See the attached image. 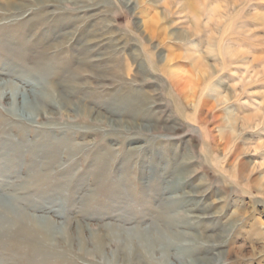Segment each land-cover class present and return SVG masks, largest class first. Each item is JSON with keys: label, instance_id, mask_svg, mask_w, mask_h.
Instances as JSON below:
<instances>
[{"label": "rangeland", "instance_id": "rangeland-1", "mask_svg": "<svg viewBox=\"0 0 264 264\" xmlns=\"http://www.w3.org/2000/svg\"><path fill=\"white\" fill-rule=\"evenodd\" d=\"M10 2L0 88L55 101L0 96V216L55 226L0 264H264V0Z\"/></svg>", "mask_w": 264, "mask_h": 264}, {"label": "bare ground", "instance_id": "bare-ground-1", "mask_svg": "<svg viewBox=\"0 0 264 264\" xmlns=\"http://www.w3.org/2000/svg\"><path fill=\"white\" fill-rule=\"evenodd\" d=\"M5 1L7 2V4L9 6H14L15 5V7H18V9L24 7L23 4H18L17 5V4H13L12 2H10V0H5ZM33 1L38 2L39 5H43V6H45V5L47 6L49 4V2H50V0H33ZM37 70H39L41 72V69H37ZM32 73H33V71H31L30 74L29 73H25V78H22L19 81L18 80H14L13 77L11 79H9V80L1 79L2 89L0 88V96L3 97V98L4 97H9V100L8 101H10V103L17 104L20 101V103H19L20 105L19 106L22 107V109L24 110V113H25L23 115H26V116H28V118L30 117V118H33V119L36 120L37 118H39L41 116V114H42L41 111L47 109L48 102H49V105H52V104H54V101L55 100H54V98H52L53 96H51L50 93H44L42 90H40V91L38 90V87L39 86L37 85L36 81L38 83H39V81L37 79H32V76H31ZM40 75H41L42 80L44 82H46V80L49 79V77L52 74L50 72H46V71L44 72V71H42ZM22 81L28 82V83L31 81L32 84L33 83L34 84L36 83V84H35V86H33V90H31V91L28 90V91H25L24 93H21V89L23 91H24V89H26V87L22 88L20 86V84L22 83ZM32 95H34V98L33 99H35L34 101L32 100V102L34 104L35 103H37V104L41 103V104L38 105V106H35V108H32L31 109V108H29V106H28V104L26 102V99H27V96L28 97H31ZM60 96H61V99L64 101L65 99L62 97V95H60ZM82 108H81L82 110H80V111H83L84 113L93 114V112H92L93 108H91V110H89L87 107H84V106H82ZM100 114H101L100 112H96L95 113V119L96 120H99L100 119V117H101ZM88 116H89V114H88ZM107 119H108V121H109V123H110L111 126H117V127H122L123 126V121L122 120H120V121H118L116 119L114 120V119H112V117H108V116H107ZM171 184H173L175 187H178V184L181 185L178 182V178H177V180H174V182H172ZM33 208H35V207H33ZM14 209H16L17 212L14 213V211H12V213H10V212H8V213L10 215L14 216V218H15L14 220L15 221L13 220V218L12 219L11 218H7V217H4V215L3 216H0V229H3L4 230L5 228H8V227L9 228H13L14 226L17 225V222L16 221H18V224L21 221L23 223V225H24V229H22V230L24 231V233L26 235H28V237H29L30 240H33L34 237H36V236L38 237L39 235H41V236L44 235L46 241L48 239L50 240V238H52L51 234H53V228H54L55 224L52 223L50 217L44 216V217H41L42 219L41 218L38 219V218H36V216H33V215L28 214L26 211H24L23 209H21L18 206L17 207L14 206ZM33 211H34V209H33ZM43 219H45V220H43ZM24 222H28V223H24ZM91 242H92V240H91ZM35 250H37V249H35ZM217 257H218V260L217 261H220L221 260V259H219L220 257L219 256H217ZM215 261L212 260V258H202V259H199V263L198 264L215 263Z\"/></svg>", "mask_w": 264, "mask_h": 264}]
</instances>
